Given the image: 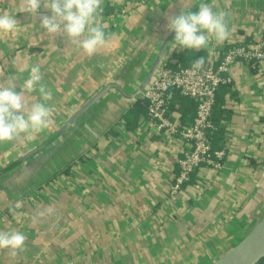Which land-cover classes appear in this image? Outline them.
Wrapping results in <instances>:
<instances>
[{
  "label": "crops",
  "instance_id": "obj_1",
  "mask_svg": "<svg viewBox=\"0 0 264 264\" xmlns=\"http://www.w3.org/2000/svg\"><path fill=\"white\" fill-rule=\"evenodd\" d=\"M205 3L224 13L228 39L209 37L197 50L180 48L174 38L160 65L182 54L187 67L200 57L215 66L229 48L260 40L264 0H104L98 23L110 44L88 56L66 35L40 27L50 10L32 17L19 12L20 0H0V13L18 22L15 34L0 33V83L12 77L19 92L39 65L51 99L38 90L25 99L53 112L49 128L0 143V232L26 237L14 254L0 248V264H212L261 220L264 62L237 63L231 83L218 91L210 141L225 146L224 168L202 166L176 194L178 161L190 145L147 114L126 123L139 96L110 89L77 115L109 84L135 93L174 32L168 17ZM188 100L174 93L170 102L179 127L194 121L197 107ZM35 161L39 167L29 174Z\"/></svg>",
  "mask_w": 264,
  "mask_h": 264
},
{
  "label": "clouds",
  "instance_id": "obj_2",
  "mask_svg": "<svg viewBox=\"0 0 264 264\" xmlns=\"http://www.w3.org/2000/svg\"><path fill=\"white\" fill-rule=\"evenodd\" d=\"M104 0H20L19 12L36 17L43 7L52 15L40 17V27L49 35L67 36L69 44L78 46L88 56L107 47L106 38L98 18L103 12ZM197 12L182 10L178 16L168 17V29L175 32V42L184 49H203L209 43V37L217 42L228 39L229 29L224 13L214 12L208 4H201ZM18 22L8 12L0 13V33L15 34ZM207 33V35L205 34ZM204 58H198L192 69H201ZM43 77L39 65L30 69L29 77L16 91L15 79L9 77L0 83V143L10 142L41 132L52 124L53 112L45 103L29 105L25 93L38 90L44 101L51 99L46 87L41 84ZM12 82L9 83L8 81ZM39 85L38 89L37 86ZM26 237L20 232H0V248L16 250L24 247Z\"/></svg>",
  "mask_w": 264,
  "mask_h": 264
},
{
  "label": "built area",
  "instance_id": "obj_3",
  "mask_svg": "<svg viewBox=\"0 0 264 264\" xmlns=\"http://www.w3.org/2000/svg\"><path fill=\"white\" fill-rule=\"evenodd\" d=\"M239 62L248 65L264 62V29L256 44L229 48L215 66L204 64L201 69L193 70L192 65H179L177 69L160 65L139 95L147 107L149 120L155 122L159 130L179 136L190 145V149L178 161L180 172L172 186L173 194L178 193L202 166L214 171L224 168L227 151L214 150L210 141L215 130L213 110L220 87L231 83L230 72ZM174 93L197 101L192 125L179 127L171 120L170 102Z\"/></svg>",
  "mask_w": 264,
  "mask_h": 264
},
{
  "label": "water",
  "instance_id": "obj_4",
  "mask_svg": "<svg viewBox=\"0 0 264 264\" xmlns=\"http://www.w3.org/2000/svg\"><path fill=\"white\" fill-rule=\"evenodd\" d=\"M175 32H172L170 36L163 42L160 51L150 69L147 76L143 80L142 84L139 86L137 91L130 96L125 92V90L118 84L107 85L97 96H95L77 115L80 116L84 111H86L93 103H95L100 97L106 94L110 89L117 90L121 95L135 98L138 97L143 90L148 85L153 74L157 71L164 54L169 46V44L174 40ZM37 161L28 165L26 171L32 174V171H37L31 169L33 164L35 165ZM35 167H39L38 163ZM26 172V173H28ZM34 172V173H35ZM264 259V216L261 220L254 226V228L231 250H229L224 256L216 260L212 264H259L260 261Z\"/></svg>",
  "mask_w": 264,
  "mask_h": 264
},
{
  "label": "trees",
  "instance_id": "obj_5",
  "mask_svg": "<svg viewBox=\"0 0 264 264\" xmlns=\"http://www.w3.org/2000/svg\"><path fill=\"white\" fill-rule=\"evenodd\" d=\"M184 55L182 54H179L178 56H176L174 58V62L171 60L169 62L166 63V66L168 68H171V69H177L178 66H182V67H187L185 64H184ZM188 102L190 103V105L194 108V107H197V101L193 100V99H190L188 100ZM217 107V99H216V104L214 106V110H213V114L215 113L216 111V108ZM146 108L143 106V104L141 102H138L134 108L132 110H130L129 112H127L125 114V120H126V123H130V121H135L140 115H144V114H147L146 112ZM225 146H222L220 148H213L214 150H220V149H225L224 148ZM263 260L259 262V264H262Z\"/></svg>",
  "mask_w": 264,
  "mask_h": 264
}]
</instances>
